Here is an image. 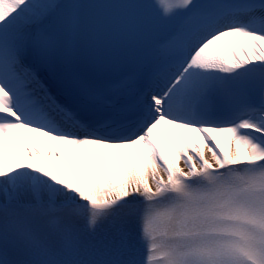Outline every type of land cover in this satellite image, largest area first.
Returning <instances> with one entry per match:
<instances>
[{"label":"snow or ice","instance_id":"1","mask_svg":"<svg viewBox=\"0 0 264 264\" xmlns=\"http://www.w3.org/2000/svg\"><path fill=\"white\" fill-rule=\"evenodd\" d=\"M0 264H264V0H0Z\"/></svg>","mask_w":264,"mask_h":264},{"label":"bare ground","instance_id":"2","mask_svg":"<svg viewBox=\"0 0 264 264\" xmlns=\"http://www.w3.org/2000/svg\"><path fill=\"white\" fill-rule=\"evenodd\" d=\"M198 139H199V137H198ZM201 143H203V141H201ZM41 150H43V151L46 153V152H48L50 149L44 148V149H41ZM181 166H183V165H181Z\"/></svg>","mask_w":264,"mask_h":264}]
</instances>
